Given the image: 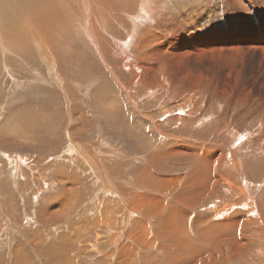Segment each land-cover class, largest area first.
I'll use <instances>...</instances> for the list:
<instances>
[{
	"label": "rangeland",
	"instance_id": "1",
	"mask_svg": "<svg viewBox=\"0 0 264 264\" xmlns=\"http://www.w3.org/2000/svg\"><path fill=\"white\" fill-rule=\"evenodd\" d=\"M83 1L80 2L85 4ZM86 1L97 8L89 12L86 20L79 17L82 23L86 21L84 25L91 24V36L79 23L74 24L68 10L63 20L60 9L56 10L55 16H58L54 18L61 20H57V24L51 16V7H48L46 14L51 19H45L46 14L37 16L39 20L31 18L36 26L32 30L36 32L33 38L27 34L20 19L12 18L14 22L17 20L16 24L20 23L13 28H18L27 37L26 46L13 39L8 47L0 37V264L14 261L15 264H24L23 261L26 264H107V253L114 249L107 242L109 232H103L99 244L101 251L95 253L92 252L93 239L87 238L97 229L96 226L102 224H95L92 219V210L100 209V201L104 212L112 207L116 214L129 205V210L134 213L129 225L131 230L139 227L145 219L151 220V229L155 225L156 230H160L157 246L146 240L148 246L138 251L140 253L129 250L126 244L120 251L114 249L113 255L118 254L121 263L125 261L121 257L125 252L134 264H174L175 261L176 264H220L219 257L226 262L224 264H257L262 261L264 0H157L152 8L155 12L151 13L155 23L153 19L151 23L144 22L138 28L133 27V32L130 31L134 24L131 17L140 18L141 0H127L123 6L127 10L125 13L114 8L111 0ZM74 3L78 7L76 0ZM25 7H29L27 3ZM31 10L33 12V8ZM93 16L96 20L103 21L101 16L110 20L105 24L107 28L99 21H93ZM45 20L49 21L45 24ZM0 21V25L3 24ZM53 27L58 32L56 37L50 33ZM3 34L10 35L9 31H3ZM120 43L129 44L124 53L119 52ZM39 49L50 63L44 61ZM151 74L156 79L149 85L146 79ZM194 146L209 150L211 156L214 150L218 151L221 158L225 152H234L238 146L231 155L236 154L238 162L241 160L239 169L242 175L234 181L239 183L242 179L249 187L255 216L263 222L260 220L255 226L257 231L253 230L255 227L251 230L245 224L241 225L240 214L239 217L231 215L229 231L232 234L228 237L226 249L216 258L219 248L213 249L215 236L207 234L205 239L204 236L197 238L195 234L194 238L193 231H190L194 228L192 217L205 215L208 208L215 207L221 200L229 201L226 190L216 188L208 198H198L202 205L198 210H190L189 236L182 234V238L194 239L198 245L204 244L202 238L205 243L214 242L212 256L197 258L189 245L187 252L191 256H187L183 263L180 250H177L181 244L171 246L168 243L172 236L181 235L182 231L178 219L181 217L177 214L180 211L174 207L183 186L178 178L194 176L200 164L186 161V156L165 152L169 149L180 152L177 149ZM78 148L92 151L106 177L113 182V189L122 193L127 202L122 200L119 207L116 197L101 195L99 180L89 173L78 156ZM209 158L202 163L208 172L207 178L211 177V164L216 159ZM221 169L218 167V171ZM168 181L172 182L169 187ZM187 181L190 183V178ZM78 186L84 187L78 191ZM207 186L202 185L205 193ZM169 190L166 199L164 194ZM110 192L113 193L111 189ZM189 197L197 196L194 193ZM113 199L116 202L108 203ZM168 212L176 216L170 220L165 214ZM64 224L68 226L63 231L58 226ZM224 225L228 227L229 223L223 224L220 231ZM167 227L171 229L167 230ZM131 235L132 232L127 233L125 243L134 242ZM138 244L135 240L134 245ZM90 245L92 250L86 248ZM156 248L160 253L149 261ZM200 248L210 251L203 246ZM245 249L249 250L247 253L252 251L253 256L251 252L235 256Z\"/></svg>",
	"mask_w": 264,
	"mask_h": 264
},
{
	"label": "bare ground",
	"instance_id": "2",
	"mask_svg": "<svg viewBox=\"0 0 264 264\" xmlns=\"http://www.w3.org/2000/svg\"><path fill=\"white\" fill-rule=\"evenodd\" d=\"M71 2H69V0H35L34 2H33V0H0V20H2L3 21V24H1L0 25V37L2 38V41L5 43V44H7L8 45V47H9V45H10V42L14 39V41H16L18 44H20V45H23V46H26L27 45V42H28V40H27V37H25L23 34H22V31L20 32L19 31V29L18 28H13L14 27V25H17V24H23V28L25 29V30H27V34L30 36V37H34L35 36V33L33 32L34 30H33V28L34 27H36L35 25H34V19H35V17H36V19L38 18L37 16H39V17H41V16H44L45 14H46V12L48 11L47 9H48V7H51V16L54 18H56L58 15H56L55 16V13H56V10L58 9L59 11H60V16L62 17V19L61 20H63L64 19V17L67 15V13H66V11L68 10L69 11V13H70V16H72V18H70V19H72L73 20V22H74V24L75 23H79L80 24V27L81 28H83V30L85 31V33L86 34H88L89 36H91L92 35V28H91V24L90 23H86V25H84L83 23L84 22H86L85 20L89 17V12L90 11H92L93 9H94V7L93 6H90V5H88V2L86 1V0H76L77 1V3H78V7H76L77 6V4L76 3H74V0H70ZM80 1H83V2H85V4H83L82 2H80ZM105 1H107V0H105ZM113 1L114 0H111L110 2V4L112 5L113 4V7L115 6L116 7V9H118L119 11H121V12H123V13H125V11L127 12V10H125V8L123 7L124 5H125V3L127 2V0H115L114 2H116V3H113ZM133 1V0H132ZM177 1V0H176ZM28 4V6L29 7H25V5H26V3ZM91 2V1H90ZM93 2V1H92ZM104 2V1H103ZM108 2H109V0H108ZM107 2V3H108ZM120 2H121V4H120ZM214 2V1H213ZM101 3H102V1H101ZM106 3V2H105ZM157 3V0H141L140 1V9H141V11H142V13H139L138 12V14H139V17L140 18H137V19H135V18H133V17H131L133 20H134V24H132V29H130V31L131 32H133L134 31V29H133V27H137L138 28V25L140 26V24H143L144 22L146 23V22H149V23H151L150 21H152V19L154 18L155 19V17H153V15L151 14V13H153V11L155 12V10L153 9V11H152V8L154 7V5ZM239 3V2H238ZM80 4H82V6L83 7H81V6H79ZM97 4V3H96ZM100 4V3H99ZM120 4V5H119ZM232 4H234V3H232ZM108 5V4H107ZM110 5V6H111ZM133 5V4H132ZM63 6H65V7H63ZM88 6V7H87ZM98 5H96V7H97ZM178 6V5H177ZM236 6H237V4H236ZM90 7V8H89ZM95 7V8H96ZM107 6H105V8H106ZM114 7V8H115ZM26 8H28V11H27V9ZM31 8H33V12H31L32 10H31ZM63 8H64V10H63ZM76 8H78V9H76ZM102 8H104V6L102 7ZM108 8H109V6H108ZM97 9V8H96ZM96 9H94V10H96ZM127 9V8H126ZM47 10V11H46ZM79 10V11H78ZM93 10V11H94ZM104 10H106V9H104ZM58 11V12H59ZM79 13H78V12ZM101 11H102V9H101ZM158 11V10H157ZM108 12V11H107ZM34 13V14H33ZM77 13V14H76ZM103 13V12H102ZM102 13H100V14H102ZM108 13H111V11L110 12H108ZM107 13V14H108ZM134 13V12H133ZM76 14V15H75ZM84 14V15H83ZM95 14V13H94ZM97 14V13H96ZM111 14H114V13H111ZM130 14V13H129ZM161 14V13H160ZM90 15H93V13L91 14L90 13ZM103 15H104V13H103ZM106 15V14H105ZM69 16V15H68ZM69 16V17H70ZM74 16V17H73ZM97 16V15H96ZM96 16H93V18H92V20L94 21V20H96ZM130 16H132V15H130ZM129 16V17H130ZM162 16V15H161ZM50 16L48 15V14H46L45 15V19L46 18H49ZM52 17H50V19L52 18ZM69 17H68V20H69ZM79 17L82 19V17H84V22L82 23L81 22V20L79 19ZM100 17V16H99ZM106 17V16H105ZM153 17V18H152ZM12 18H16L17 20L18 19H20V23H15V22H17V20L14 22L13 20H12ZM33 20H32V19ZM53 19V20H55V22L58 20V22L59 21H61L60 20V18L59 19ZM90 18H91V16H90ZM101 18H102V20L103 21H101V19L100 20H96L98 23H100V25H103L105 28H107L106 26H105V24H107V22H109L110 20H108V21H106V20H104L105 18L104 17H102L101 16ZM4 19V20H3ZM22 19V20H21ZM42 19V18H41ZM129 19V18H128ZM154 19H153V22H154ZM37 20H39V19H37ZM42 20H44V19H42ZM91 20V19H90ZM113 20V19H112ZM49 20H45V24H46V22H48ZM101 21V22H100ZM1 22V21H0ZM42 22V21H41ZM97 22H95V23H97ZM44 23V22H43ZM43 23H42V25H43ZM50 23V22H49ZM49 23L47 24V25H49ZM57 23V22H56ZM72 23V22H71ZM98 23H97V25H98ZM155 23V22H154ZM5 24H7V26H6V28L4 27L5 26ZM40 23H38V25H39ZM44 24V25H45ZM52 24V23H51ZM58 24V23H57ZM56 24V25H57ZM61 24H63V23H61ZM73 24V23H72ZM73 24V25H74ZM36 25H37V23H36ZM145 25V24H144ZM20 26V25H19ZM163 26V25H162ZM21 27V26H20ZM44 27V26H43ZM68 27H69V24H68ZM103 27V28H104ZM108 27H109V25H108ZM158 27V26H157ZM41 28V27H40ZM48 28H49V26H48ZM60 28H61V26H60ZM79 28V27H78ZM99 28V27H98ZM141 29V28H140ZM33 30V31H32ZM48 30H50V28L48 29ZM82 30V29H81ZM3 31L5 32V31H9V34L10 35H6V34H3ZM38 32V31H37ZM130 32V33H131ZM50 33L52 34V35H54L55 37L58 35V32H57V29H55V27H53L52 29H51V31H50ZM8 34V33H7ZM36 36H37V34H36ZM53 36V37H54ZM94 36V35H93ZM137 36V35H136ZM151 36V35H150ZM51 38H52V36H51ZM98 38V37H97ZM150 38V37H149ZM43 39V38H42ZM43 41V40H42ZM113 41H114V39H113ZM145 41V40H144ZM36 42L39 44V42H38V40H36ZM115 42V41H114ZM146 42V41H145ZM144 42V43H145ZM149 42V41H148ZM95 43V42H94ZM113 43V42H112ZM116 43H117V41H116ZM114 44V43H113ZM33 45H35L34 43H33ZM97 45V44H96ZM117 45H118V43H117ZM125 45V46H124ZM128 46H129V44L128 45H126V44H122V43H120V45H119V52H121V53H124V51L125 50H127V48H128ZM7 47V46H6ZM131 47V46H130ZM40 50V52L42 51V49H39ZM48 51H49V49H48ZM218 51V50H217ZM220 52V51H219ZM247 52V51H246ZM41 54H42V58L44 59V61H46L47 62V57L44 55V53H43V51L41 52ZM129 55V54H128ZM148 55V54H147ZM203 55V54H202ZM201 55V56H202ZM188 56V55H187ZM50 58V57H49ZM139 60V59H138ZM52 61V60H51ZM48 63H50L49 62V60H48ZM48 63H47V65H48ZM52 64V63H51ZM46 65V66H47ZM49 66H51L50 64H49ZM139 66V65H138ZM141 66V65H140ZM142 67H145V66H142ZM51 68H52V66H51ZM48 70H49V68H47ZM136 71V70H135ZM49 72V71H48ZM138 72V71H137ZM151 73L153 72V70L151 69V71H150ZM52 73V72H51ZM50 73V74H51ZM152 78V79H151ZM154 79H156L155 78V75H150L147 79H146V81L148 82V84L149 85H151L152 83H155V82H153L154 81ZM162 81V80H161ZM146 82V83H147ZM144 124H146V123H144ZM153 126V125H152ZM17 130V129H16ZM154 130H155V128H154ZM157 130V129H156ZM15 131V130H14ZM258 131V130H257ZM23 133V132H22ZM159 133V132H158ZM161 134V133H160ZM170 136H172V135H170ZM162 136H160V138H161ZM258 137V136H257ZM165 138H166V136H165ZM169 138V137H168ZM174 138V137H173ZM172 138V139H173ZM163 139V138H162ZM167 139V138H166ZM238 140V139H237ZM23 141V140H22ZM166 141V140H165ZM181 141V140H180ZM179 141V142H180ZM71 143V142H70ZM232 143V142H231ZM74 144V143H73ZM242 143H240V145H241ZM75 146V145H74ZM77 146V145H76ZM83 146V145H82ZM238 146H239V144H238ZM238 146H236L234 149V152L235 151H237V149H238ZM73 147V146H72ZM232 147V146H231ZM233 147H234V145H233ZM85 148V147H84ZM80 154L78 155L79 157H80V159H82L83 161H84V165L86 166V168L89 170V173H91V175H93L94 177H95V179L96 180H99V182H98V184L100 185V188L102 189V196L103 197H116L118 200V206L120 207V202L122 201V200H124V201H126V199H125V197H124V195L122 194V193H120L119 191H117V190H115V189H113V182L110 180V179H108L107 177H106V175H105V172H104V169H102V167H101V165L99 164V162H98V159H95L94 158V155L92 154V151L91 150H89V149H81V148H78V149H76ZM177 150H179L180 152H177V151H171L170 149L169 150H167L165 153L166 154H171V155H174V156H181V157H183V156H186L187 158H186V161H189V160H193L195 163H199L200 164V166H199V170H198V173L197 174H195L194 176H184V177H179L178 179H179V181H181L183 184H181V186H182V188L180 189V191H179V194L176 196L177 197V199H178V201H176L175 203H177L174 207H178V209H179V213H177L178 215L180 214V217L181 218H179L178 217V219H180L179 221V223H181L182 225H181V228H182V231H181V235H178V236H180L179 238H178V236H170L171 237V241H172V243H170V242H168L169 244H171V246L173 245V244H176V246H177V244H181V247L180 246H178V247H180V249H177V250H180L179 251V253H180V259H181V261L184 263V260H185V258L188 256V252H187V247L190 245L191 246V248H193L192 250H194V251H191V253H193V254H195V256L197 255V258H199L200 256H205V257H210V255H211V250H212V244L214 243H212L211 244V242L212 241H209L208 243H205V239H207L206 238V236H207V234H208V236L209 235H213V236H215V238H216V241H215V243H214V248L213 249H215L216 248V250H217V248H219V250H217L218 252H217V254H216V258H218L219 256H220V254H219V252H221L222 250L224 251V249H226L225 248V246H227V243H228V237L230 236V234H232V232L230 233V231H229V229H230V219H229V217L231 216V215H234V214H237V216H238V214H240L241 216H242V218H241V225H243V224H245L246 225V228L248 227L249 229H251V228H253V227H255V226H257L259 223H260V218L259 217H257V215L255 216V205H254V203H251V201H250V199H249V197H250V195H249V193H248V190H247V188H249L248 186H246L245 185V182H244V180H242V179H240V181L241 182H239V183H235V181L234 180H236V178L237 177H239L240 175H242L241 174V172H240V165L241 164H239V162H241V160L238 162V158H237V156H232L231 154L232 153H234V152H225V156H224V158H221L220 157V152H218V151H215L214 150V152H213V154H212V156L210 155L211 153H210V151L209 150H206V149H203V150H200V149H198L197 147H190V148H187V149H177ZM230 150V149H229ZM77 152V153H78ZM184 152V153H183ZM75 153V152H74ZM228 156V157H227ZM191 157V158H190ZM209 157H211V159H213V158H216V159H214V162H212V171H210V172H212V174H211V177L210 178H207L208 176H207V174H208V172L206 171V169H205V167L203 166V161H205L206 159H208ZM210 159V158H209ZM198 161H200V162H198ZM175 162H183L182 160H176ZM17 163V162H16ZM205 163H208V161L207 162H205ZM204 163V164H205ZM20 164V163H19ZM23 164H24V162H23ZM178 164V163H177ZM17 166H18V164H17ZM10 167V166H9ZM15 167H16V165H15ZM207 167V166H206ZM218 167H222V169L220 170V171H218ZM241 167H243V166H241ZM209 168V167H208ZM211 168V167H210ZM242 169V168H241ZM211 170V169H210ZM84 172V171H83ZM186 172H187V170H186ZM185 172V173H186ZM20 174V173H19ZM189 175V174H188ZM12 176V175H11ZM82 176V175H81ZM67 178V177H66ZM187 178H190V180H191V182L189 183L188 181H187ZM165 179V178H164ZM66 180V179H65ZM74 180V179H73ZM77 180V179H76ZM163 180V179H162ZM164 181H166V179L164 180ZM170 181V180H169ZM167 182L168 184V186L167 187H169L171 184H172V182ZM177 181V180H176ZM82 182V181H81ZM112 182V183H111ZM115 182H117V181H115ZM71 183H72V185L70 186V187H72V186H74L73 185V182L71 181ZM174 184V183H173ZM191 184H194V187H190V185ZM154 185H155V183H154ZM153 185V186H154ZM202 185H208L207 186V189L206 188H204V189H206V193L202 190ZM164 186V185H163ZM81 187L83 188L84 186H78V191L81 189ZM223 188L224 190H226V192L230 195V198H229V201H226V200H221V201H219L218 203H216V205H215V207L214 206H211L210 208H208V210H206V214L205 215H197V216H194V217H192V222L194 221V228H192V230H190V231H193L192 232V234H193V236L192 237H194L195 238V234L197 235V238L198 237H205V239H203L202 238V243H204V244H197V243H195L194 242V239H189V240H187V239H184V238H182V234L184 235V236H186V237H188L189 236V234L187 235V227L189 226L188 224H189V219H190V216H191V212H190V210L192 209V210H198V209H200V205H202V201H200V200H202L203 199V197H205V198H208V196H211V194L212 193H214L216 190V188ZM74 188V187H73ZM165 188V187H164ZM70 189V188H69ZM110 189L113 191V193H111L110 192ZM197 189H198V191H197ZM74 191H75V189H73ZM137 190V189H136ZM164 190V189H163ZM100 191V190H99ZM147 191V190H146ZM163 192V191H162ZM165 192V191H164ZM224 192V191H223ZM225 192V193H226ZM156 193V192H155ZM169 193H170V190H169V192L167 191L165 194H164V198H166V199H168V196H169ZM195 193V195L197 196V197H193V198H190L189 197V195H192V194H194ZM224 193V194H225ZM100 194V193H99ZM134 195V194H133ZM138 196H139V194H138ZM163 196V195H162ZM141 197V196H140ZM145 197V196H144ZM175 197V198H176ZM200 197V203H198V198ZM215 197V196H214ZM151 199V198H150ZM214 199V198H213ZM97 200V199H96ZM146 200V199H145ZM160 200V199H159ZM197 200V201H196ZM158 201V200H157ZM164 201V200H163ZM111 202H116V199H113V200H109L108 201V203H111ZM127 202V201H126ZM101 203H102V201H100L99 202V204H98V206L100 207V209H98L97 208V210H95V211H93L92 210V212L94 213L92 216L94 217V218H92L93 219V222L96 224V223H98V225L100 224V223H102V224H100L99 226H96L95 228H97L94 232H92V233H90L89 235H88V239L90 240V239H93V244L92 245H95L94 246V250H92V246L90 245V246H86V248H91V250H92V252H98V251H101L100 250V248H99V244H101V237H102V234H103V232L104 231H108L109 232V240L107 241L108 243H109V245L111 246V247H114V249L115 250H118V251H120L119 249H121V248H123L124 247V245L126 244L127 245V247L129 248V250H131V251H133L134 253H140V252H138V251H141L142 249H143V247L145 246V248L148 246V244H147V241L149 242V243H152V242H154L155 244H156V246H157V241H158V231H160V230H156V228H155V225H153V227H152V229H153V232H152V229L150 228V222H151V220L150 219H145L144 221H142V222H140V226L139 227H133L132 228V230L130 229V227H129V225L131 224L130 222H132V217H133V212H132V210H129L130 208H129V205H126L125 206V208H124V210H123V212H121L120 214H116V212H113L112 211V207L108 210V211H103L102 209H101ZM138 203V202H137ZM143 203V202H142ZM141 203V204H142ZM145 203V202H144ZM204 204V203H203ZM123 206H124V203L122 204ZM143 205V204H142ZM161 205V204H160ZM62 207V206H61ZM118 207V208H119ZM116 208H117V206H116ZM115 208V209H116ZM139 208V207H138ZM137 208V209H138ZM70 209V208H69ZM154 209V208H153ZM162 209H163V207H162ZM161 209V210H162ZM166 209V208H165ZM178 209L177 210H175V212L176 211H178ZM91 210V209H90ZM76 211V210H75ZM116 211V210H115ZM174 211V210H173ZM172 211V212H173ZM89 212V211H88ZM111 212H113L115 215H113L112 216V214L110 215L109 213H111ZM157 212V211H156ZM161 212V211H160ZM172 212H168V213H165V214H167V216L170 218V220H171V218L173 219V216L175 215H173V213ZM62 213H64V212H62ZM142 213V212H141ZM89 213H87V215H88ZM92 214V213H91ZM159 214V213H158ZM257 214V213H256ZM147 215V214H146ZM196 215V214H195ZM166 216V217H167ZM176 216V215H175ZM55 217H56V215H55ZM137 217V216H136ZM204 217H206L207 218V220L204 218ZM239 217V216H238ZM67 218V217H66ZM134 218V217H133ZM147 218V217H146ZM83 219V218H82ZM162 219H163V217H162ZM235 219V218H234ZM138 220V219H137ZM232 220H233V218L231 219V222H232ZM47 221V220H46ZM135 221V220H134ZM162 221V220H161ZM173 221V220H172ZM262 221V220H261ZM69 222V221H68ZM163 222V221H162ZM191 222V223H192ZM263 222V221H262ZM261 222V223H262ZM66 223V222H65ZM93 223V224H94ZM177 223V222H176ZM178 223V224H179ZM229 223V226L227 227L226 225H224V227L225 228H223V231H220V230H222V225L223 224H228ZM69 224H70V222H69ZM89 224V223H88ZM109 224H112L114 227H111V225L109 226ZM116 224H118L119 226L117 227V225ZM139 224V223H138ZM161 224V223H160ZM171 224H173L172 222H171ZM263 224V223H262ZM73 225H74V223H73ZM78 225V224H77ZM76 225V226H77ZM83 225V224H82ZM163 225H164V223H163ZM175 225H177V224H175ZM264 225V224H263ZM63 226V227H62ZM66 226H68L67 224H64V225H60V226H58V227H60V228H62L61 230H63V229H66ZM70 226V225H69ZM164 226H166V225H164ZM190 226H192V224L190 225ZM73 227V226H72ZM78 227V226H77ZM178 227H180V226H178ZM168 228V227H167ZM170 228V227H169ZM169 228L167 229V230H169ZM176 228V227H175ZM243 228V227H242ZM247 228V229H248ZM259 228V227H258ZM59 229V228H58ZM72 229V228H71ZM78 229V228H77ZM86 229V228H85ZM158 229H160V228H158ZM171 229V228H170ZM191 229V228H190ZM244 229V228H243ZM48 230V229H47ZM52 230V229H51ZM70 230V229H69ZM81 230V229H80ZM88 230V229H87ZM94 230V229H93ZM92 230V231H93ZM166 230V231H167ZM175 230V229H174ZM181 230V229H180ZM252 230V229H251ZM251 230H249L250 232H252ZM253 230H256V227H255V229H253ZM64 231V230H63ZM78 231V230H77ZM134 231H136V232H134ZM162 231H163V228H162ZM161 231V232H162ZM164 231H165V229H164ZM165 231V232H166ZM232 231V230H231ZM257 231V230H256ZM255 231V232H256ZM263 231V230H262ZM54 232V231H53ZM52 232V233H53ZM132 232V235H131V238L133 237L134 238V242H135V240H137V242H139L140 244H138V245H134V242L133 241H129L128 243H127V241H126V243L124 242V237L127 235V233H131ZM160 232V233H161ZM164 232V233H165ZM172 232V231H171ZM176 232V231H175ZM195 232V233H194ZM250 232L248 233V234H250ZM9 233V232H8ZM77 233V232H76ZM139 233V234H138ZM163 233V232H162ZM167 233V232H166ZM239 233V232H238ZM254 233V232H253ZM44 234V233H43ZM56 234V233H55ZM173 234V233H172ZM191 234V235H192ZM246 234H247V232H246ZM77 235V234H76ZM130 235V234H129ZM161 235V234H160ZM166 235V234H165ZM170 235V234H169ZM251 235V234H250ZM249 235V236H250ZM254 235V234H253ZM255 235H258L257 233H255ZM63 236H65V235H63ZM162 236H164V234L163 235H161V237ZM183 236V237H184ZM212 236V237H213ZM69 237V236H68ZM160 237V238H161ZM165 237V236H164ZM169 237V236H168ZM251 237V236H250ZM254 237V236H253ZM258 237V236H257ZM50 238V237H49ZM70 238V237H69ZM68 238V239H69ZM73 238V237H72ZM80 238V237H79ZM78 238V239H79ZM177 238H178V240H177ZM209 238V237H208ZM259 238H262V237H259ZM258 238V239H259ZM81 239V238H80ZM164 239V238H163ZM199 239H201V238H199ZM60 240H61V238H60ZM63 241L65 240V238H63L62 239ZM103 240V239H102ZM130 240V239H129ZM147 240V241H146ZM164 240H166V239H164ZM167 240H168V238H167ZM167 240H166V242H167ZM263 240H264V238H263ZM70 241H71V239H70ZM73 241H74V239H73ZM169 241V240H168ZM206 241H208V240H206ZM262 241V240H261ZM69 242V241H68ZM91 242V241H90ZM159 242V241H158ZM161 242H163V241H161ZM165 242V243H166ZM196 242H197V240H196ZM257 242V241H256ZM264 242V241H263ZM72 243V242H71ZM141 243H144V245H141ZM168 243H166L167 244V246L169 245ZM259 243V242H258ZM146 244V245H145ZM155 244H153V247L155 248ZM215 245H217L216 247H215ZM263 245V244H262ZM79 246V245H78ZM81 246V245H80ZM110 246H107V247H110ZM158 246H159V244H158ZM170 246V247H171ZM189 246V247H190ZM201 246H203V247H206V250L208 249V250H210V251H205L204 249H202V248H200ZM238 246V245H237ZM73 247V246H72ZM95 247H98V250H97V248L95 249ZM152 247V248H153ZM188 247V248H189ZM239 247V246H238ZM264 247V246H263ZM65 248V247H64ZM68 248V247H67ZM81 248H83V246H81ZM144 248V249H145ZM148 248H150V246L148 247ZM154 248H153V250H154ZM160 248V247H159ZM159 248H156V250H155V253L151 256V259L149 258V261H152L153 260V258L154 257H156L157 255H155L156 253H160V251H158L159 250ZM72 249V248H71ZM101 249H102V247H101ZM114 249L113 250H111L110 252H108L107 253V256H106V262H108L107 264H115V263H117V264H134L133 263V261H132V258H129L128 256H126L127 255V253L125 252V254H123V256H121L122 258H123V260H125V261H123L122 263L120 262V261H118V259H119V255L118 254H116V256H114L113 255V251H114ZM169 249V248H168ZM171 249V248H170ZM244 249V248H243ZM243 249H241V250H243ZM3 250V249H2ZM75 250V249H74ZM73 250V251H74ZM77 250V249H76ZM75 250V251H76ZM151 250V249H150ZM173 250V249H172ZM228 250V249H227ZM240 250V251H241ZM260 250V249H259ZM147 251V250H146ZM149 251V250H148ZM174 251V250H173ZM190 251V250H189ZM215 251V250H214ZM240 251L239 252H237V254L235 255V256H239L240 254H246L249 250H246L245 249V251L243 252V253H240ZM36 252V251H35ZM89 252H90V249H89ZM145 252V251H144ZM167 252H168V250H167ZM167 252H165V253H167ZM171 252V251H170ZM175 252V251H174ZM174 252H173V254H174ZM181 252L183 253V254H181ZM216 252V251H215ZM226 252V251H225ZM251 252V254H252V256H253V253H252V251H250ZM249 252V253H250ZM88 253V252H87ZM178 252H177V254H179ZM206 253H208L209 254V256L208 255H206ZM214 253V252H213ZM249 253H247V254H249ZM85 254V253H84ZM89 254V253H88ZM91 254V253H90ZM93 254V253H92ZM91 254V255H92ZM100 254V253H99ZM170 254H172V253H170ZM225 254V253H224ZM257 254V253H256ZM138 255V254H137ZM137 255H135V256H137ZM166 255H168V254H166ZM173 257H174V255H172ZM182 256V257H181ZM191 255H189L188 257H190ZM212 256V255H211ZM218 256V257H217ZM227 256V255H226ZM256 256V255H255ZM254 256V257H255ZM262 256H264V255H262ZM127 257V259L128 260H126L125 258ZM175 257H176V255H175ZM178 257V256H177ZM257 257H258V255H257ZM1 258V257H0ZM79 258V257H78ZM168 258H170L169 257V255H168ZM207 258V259H208ZM228 258V257H227ZM226 258V259H227ZM252 258V257H251ZM172 259V258H171ZM170 259V260H171ZM175 259V258H174ZM177 259V258H176ZM191 259H192V257H191ZM237 259V258H236ZM259 259V258H258ZM257 259V260H258ZM145 260V259H144ZM219 260H220V264H224V263H226V262H222V260H221V258L219 257ZM242 260V259H241ZM262 260V259H261ZM77 261V260H76ZM160 261V260H159ZM232 261V260H231ZM172 262H174V261H172ZM176 262V261H175ZM174 262V264H176ZM177 262H179V260L177 261ZM181 262V263H182ZM199 262V261H198ZM241 262V261H240ZM16 263V261H14V262H11L10 264H15ZM22 263H24V264H26V262H22ZM138 263V262H137ZM171 263V262H170ZM180 263V262H179ZM187 263V262H186ZM259 264H264V257H263V260L262 261H260V262H258ZM257 263V264H258ZM21 264V263H20ZM76 264V263H75ZM98 264V263H97ZM140 264H141V262H140ZM169 264V263H168ZM209 264H210V262H209ZM241 264V263H240ZM244 264V263H243ZM256 264V263H255Z\"/></svg>",
	"mask_w": 264,
	"mask_h": 264
}]
</instances>
